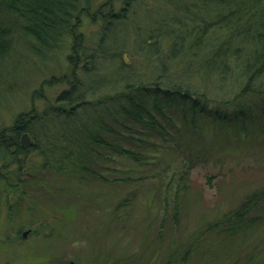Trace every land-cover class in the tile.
Returning a JSON list of instances; mask_svg holds the SVG:
<instances>
[{"label":"trees","instance_id":"16d2710c","mask_svg":"<svg viewBox=\"0 0 264 264\" xmlns=\"http://www.w3.org/2000/svg\"><path fill=\"white\" fill-rule=\"evenodd\" d=\"M92 3L0 0V110L7 84L15 81L13 74L25 60L17 52L40 70L53 71L55 61L50 60L67 47L64 61L69 69L60 78L52 73L45 82L56 90L52 97L42 88L33 91L31 109L0 130V203L9 211L10 195L27 197L24 188L31 181L51 187L44 176L58 183L99 181L96 175L105 168L107 150L145 167V158L109 141L132 144L128 135L135 132H158L166 140L172 113L179 112L185 125L191 115L189 125L207 117L239 128L254 123L257 110L264 116V0H105L96 10ZM144 14L149 20L143 16L137 21ZM88 19L99 24L91 35L81 31ZM229 87L234 90L228 92ZM24 134L32 146H21ZM174 148L185 156L184 145ZM185 175L178 180L184 181ZM184 192L177 183L174 226L182 217ZM263 203L260 190L236 210L216 215L204 231L187 240L186 250L170 252L164 264L186 263L211 234L224 237V244L236 243L258 222ZM98 259L95 264L153 260L149 252Z\"/></svg>","mask_w":264,"mask_h":264},{"label":"rangeland","instance_id":"374dc122","mask_svg":"<svg viewBox=\"0 0 264 264\" xmlns=\"http://www.w3.org/2000/svg\"><path fill=\"white\" fill-rule=\"evenodd\" d=\"M103 1L95 0L96 4ZM96 4L92 3L95 10ZM148 15L135 18L140 21L139 17L146 16L149 20ZM98 27L88 19L81 31L91 35ZM67 52L64 47L53 55L50 61H55V69H47L49 72L16 53L25 60L14 71L15 81L7 84L0 130L31 109L33 91L42 88L52 97L56 90L45 82L52 73L60 78L69 72L64 61ZM193 84L201 87L196 80ZM34 103L40 106L42 101ZM186 118L185 125L179 112L170 115L172 129L166 140L158 132L140 136L135 132L128 135L132 144L109 141L145 158V167L107 150L102 158L107 160L105 168L96 175L99 181L58 183L44 176L51 187L31 181L24 188L27 197L10 195V211L1 201L0 264H95L99 256L105 261L112 256L127 259L147 252L153 258L150 264H164L170 252L174 254L178 247L177 254L186 250L190 246L187 240L204 231L216 215L236 210L250 195L264 190V116L260 111H256L254 123L240 128L207 117L189 125L191 115ZM182 145L185 156L174 148ZM183 172L184 181H179ZM177 183L185 192L180 195L182 217L174 226L172 202ZM123 201L125 205L118 207ZM257 218L258 222L236 243L224 240V244V237L216 234L205 237L196 245V254L184 264H264V205L257 211Z\"/></svg>","mask_w":264,"mask_h":264},{"label":"water","instance_id":"95a60500","mask_svg":"<svg viewBox=\"0 0 264 264\" xmlns=\"http://www.w3.org/2000/svg\"><path fill=\"white\" fill-rule=\"evenodd\" d=\"M21 146L22 147H30L32 146V143L31 141L29 140L28 136L26 134H24L22 137H21ZM28 235V232L27 233H24L22 235L23 238H26V236Z\"/></svg>","mask_w":264,"mask_h":264},{"label":"flooded vegetation","instance_id":"af4514ba","mask_svg":"<svg viewBox=\"0 0 264 264\" xmlns=\"http://www.w3.org/2000/svg\"><path fill=\"white\" fill-rule=\"evenodd\" d=\"M69 264H71V262Z\"/></svg>","mask_w":264,"mask_h":264}]
</instances>
